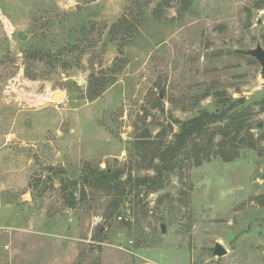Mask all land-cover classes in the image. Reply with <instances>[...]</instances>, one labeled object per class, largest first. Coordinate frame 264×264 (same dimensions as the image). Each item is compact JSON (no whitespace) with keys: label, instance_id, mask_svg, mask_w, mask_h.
Segmentation results:
<instances>
[{"label":"rangeland","instance_id":"374dc122","mask_svg":"<svg viewBox=\"0 0 264 264\" xmlns=\"http://www.w3.org/2000/svg\"><path fill=\"white\" fill-rule=\"evenodd\" d=\"M0 11L11 23L0 18V264H264L258 105L255 146L236 142L232 161L174 171L152 193L75 182L108 169L126 191L158 161L138 141L164 146L175 119L219 98H260L261 65L245 52L264 47V0H0ZM74 12L95 24L86 38L95 43L27 60L44 29ZM92 75L116 79L94 100ZM54 90L61 101L48 100ZM216 242L225 256H214Z\"/></svg>","mask_w":264,"mask_h":264},{"label":"trees","instance_id":"16d2710c","mask_svg":"<svg viewBox=\"0 0 264 264\" xmlns=\"http://www.w3.org/2000/svg\"><path fill=\"white\" fill-rule=\"evenodd\" d=\"M69 17L67 21L61 20L57 24H49L43 31V36L39 45L28 51H25V57L29 61H39L46 59L59 61L66 53L82 49L85 51L88 46H92L94 40L86 39L89 32H93L95 24L90 23L79 14L66 13ZM58 27L59 31L54 28ZM65 52V53H64ZM30 78L35 76L32 73L27 75ZM115 80L103 76L92 75L90 80V96L92 100L98 98ZM261 97H255L249 102L247 99H225L219 98L217 108L214 110L202 109L194 116L186 119H175V124L179 130L175 132L172 141L161 144H154L150 140H141L137 144L143 146L144 150L154 147L155 153L151 157L152 162L158 159L155 165L153 175L129 176L127 187L121 185V175L116 172H110L108 169L84 170L81 175L75 176L76 183L93 187L105 192H112L123 188V194L133 192L137 187H145L148 193L156 192L165 187L169 175L175 171H183L186 168L199 166L204 161H209L213 156H220L225 161L235 159L233 150L238 148L236 142L245 143L253 148L255 141L250 135L252 123L250 117L253 114L255 105L264 110V91ZM224 122V124L222 123ZM220 139L216 141V137ZM63 188H66L67 181H63ZM121 203V202H120ZM70 207H75L77 201H70ZM117 210H121V205L115 204Z\"/></svg>","mask_w":264,"mask_h":264},{"label":"water","instance_id":"95a60500","mask_svg":"<svg viewBox=\"0 0 264 264\" xmlns=\"http://www.w3.org/2000/svg\"><path fill=\"white\" fill-rule=\"evenodd\" d=\"M246 54H249L253 56L258 63L261 65V76L264 79V47L261 44H257L255 48L249 49L245 52ZM64 97V93L54 90L49 93L47 96L48 100L55 99L57 101H61V98ZM47 179H44L43 185L46 183ZM162 231H165V224L161 225ZM227 249L219 242H216L213 250L214 256L222 257L227 254Z\"/></svg>","mask_w":264,"mask_h":264},{"label":"built area","instance_id":"2783aa9c","mask_svg":"<svg viewBox=\"0 0 264 264\" xmlns=\"http://www.w3.org/2000/svg\"><path fill=\"white\" fill-rule=\"evenodd\" d=\"M0 18L1 20L4 22V26H11V23L8 21V19L6 17H4V15H1V11H0ZM49 91H47V95H49Z\"/></svg>","mask_w":264,"mask_h":264},{"label":"crops","instance_id":"0c3cea01","mask_svg":"<svg viewBox=\"0 0 264 264\" xmlns=\"http://www.w3.org/2000/svg\"><path fill=\"white\" fill-rule=\"evenodd\" d=\"M140 264H142V263H140ZM143 264H156V263H143Z\"/></svg>","mask_w":264,"mask_h":264}]
</instances>
